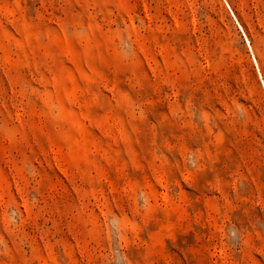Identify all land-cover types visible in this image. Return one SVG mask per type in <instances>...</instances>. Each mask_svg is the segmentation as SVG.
I'll list each match as a JSON object with an SVG mask.
<instances>
[{
  "label": "rangeland",
  "instance_id": "rangeland-1",
  "mask_svg": "<svg viewBox=\"0 0 264 264\" xmlns=\"http://www.w3.org/2000/svg\"><path fill=\"white\" fill-rule=\"evenodd\" d=\"M0 264H264V0H0Z\"/></svg>",
  "mask_w": 264,
  "mask_h": 264
}]
</instances>
